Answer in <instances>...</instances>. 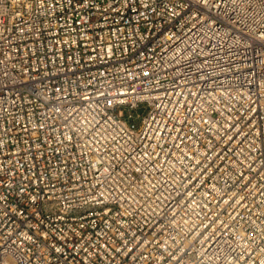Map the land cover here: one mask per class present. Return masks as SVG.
Segmentation results:
<instances>
[{"label": "built area", "instance_id": "obj_1", "mask_svg": "<svg viewBox=\"0 0 264 264\" xmlns=\"http://www.w3.org/2000/svg\"><path fill=\"white\" fill-rule=\"evenodd\" d=\"M0 264H264V0H0Z\"/></svg>", "mask_w": 264, "mask_h": 264}, {"label": "rangeland", "instance_id": "obj_2", "mask_svg": "<svg viewBox=\"0 0 264 264\" xmlns=\"http://www.w3.org/2000/svg\"><path fill=\"white\" fill-rule=\"evenodd\" d=\"M147 108H148L147 105L144 102H141L135 108H132L130 110L126 109L125 113L127 114L128 112H132L133 114L136 113L144 114L147 111Z\"/></svg>", "mask_w": 264, "mask_h": 264}]
</instances>
